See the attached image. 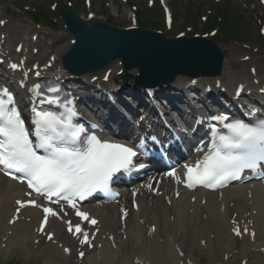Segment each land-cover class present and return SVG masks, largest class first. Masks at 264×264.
Here are the masks:
<instances>
[{"label":"snow or ice","instance_id":"obj_1","mask_svg":"<svg viewBox=\"0 0 264 264\" xmlns=\"http://www.w3.org/2000/svg\"><path fill=\"white\" fill-rule=\"evenodd\" d=\"M19 67L16 63L10 65L12 70ZM35 75L39 77L40 71H36ZM32 92L36 102L31 108V124L34 127L30 130L16 105L14 94L6 86H0V171L5 175L26 182L30 189L52 203L59 204L63 200L75 207L78 200L83 201L97 192H107L117 174L136 167L134 158L139 155L136 148L102 140L95 134L82 136L86 129L73 123V117L77 115L74 106H70L73 101L67 97L61 98L58 84L36 83ZM45 92L53 95L46 96ZM44 103H63L66 111L45 110L39 106ZM211 119L223 124L227 133L214 130L207 150L204 147L197 149L203 155L194 164L184 165L185 186L193 189L199 185L216 190L227 187L233 181H242L245 171L264 174V118L255 122L233 118L228 123H224L230 119L227 115H216ZM92 127L96 128L97 125L93 124ZM139 147H143V142ZM139 167L143 168L144 165L140 164ZM168 175L175 177V169ZM17 203L23 206V202ZM43 211L46 216L41 231L47 222V215H58L50 207H45ZM76 214L84 220L89 219L85 212L77 211ZM90 223L96 224L97 221L92 219ZM234 224L236 236L248 233L247 227L242 232L236 221ZM69 231H72L71 225ZM152 231H155L154 227ZM75 232H82L80 225L75 226ZM83 235L82 242L88 243L87 233ZM52 238L48 234V239ZM83 255L81 252L80 256Z\"/></svg>","mask_w":264,"mask_h":264},{"label":"bare ground","instance_id":"obj_2","mask_svg":"<svg viewBox=\"0 0 264 264\" xmlns=\"http://www.w3.org/2000/svg\"><path fill=\"white\" fill-rule=\"evenodd\" d=\"M70 38L68 37V39ZM57 44L58 42L53 48L55 53L65 51L64 47L56 46ZM225 66H229L227 61ZM253 69H255L254 72ZM258 69L259 66L252 62L249 69L235 73H232L233 69H230L232 71L225 70L224 73H226L225 76L234 77L233 90L236 89L238 84L247 83L249 77H251V81L260 80L259 86L262 87L264 84V72H260ZM244 74L251 75L248 78H244ZM203 81H209V79H204ZM249 84L252 85V83ZM11 193V189L5 190L0 185V240L7 237L10 231L8 242L11 240V244H13L11 249L13 250L14 247L27 248L30 245L31 238L39 239V236L35 237L34 229L36 225L30 224L26 228H19L15 225L12 228H8L3 221V217L9 214V208L13 210V200L8 196ZM251 193V198H248L249 194L246 190L229 191L224 201L220 202L225 205L224 212H221V209L219 210L216 201L209 199L204 204L205 206L196 203L194 205L187 204L169 208L167 210L168 218L164 217L162 213L159 215L143 213L142 218L145 221L152 222L149 228L156 224V230L150 233L152 234L151 236H148L147 229L142 233V226L137 223L135 228L126 231L128 234L127 240H118L117 238V242H115L116 248L110 247L107 243H102L103 247L97 250L93 259H89L87 264H172L174 260L175 262H180V258L183 260L185 258L195 259L193 255L195 250L204 252L208 264H214L217 249L224 252H233L235 259L246 260V264H264V253L261 252V249L264 248V192L260 188L254 187ZM6 197L7 203L5 202ZM145 203H148V201L141 200L140 202L144 209H146ZM231 203H233V206H231ZM152 209L148 207L149 211H153ZM191 210L193 211L191 212ZM30 212L33 215H38L33 210ZM204 215H206V218H204ZM171 216L174 217L173 221L170 220ZM233 218L236 222H239L238 224H240V221H244L251 226V230L255 234L253 241L248 236H244L242 239L231 237L230 223L228 221ZM54 229L58 238V234L63 230L59 226H55ZM64 234L60 233L61 240L65 236L71 240L69 236ZM212 235L213 237H211ZM202 239L207 242L205 248L196 244V241ZM172 243L181 248L184 257H180L177 252L174 253L171 248ZM98 244L96 242V246ZM58 245L59 243H57ZM231 246L232 249L230 248ZM48 247L53 253H56V257L59 256L57 247L52 244ZM62 249H64V244ZM61 256L68 258L63 250ZM195 264L199 263L195 262Z\"/></svg>","mask_w":264,"mask_h":264},{"label":"rangeland","instance_id":"obj_3","mask_svg":"<svg viewBox=\"0 0 264 264\" xmlns=\"http://www.w3.org/2000/svg\"><path fill=\"white\" fill-rule=\"evenodd\" d=\"M22 1L28 7L29 6H31L32 8L39 7L43 15L48 14L50 18L52 17L55 21L59 23L58 11L60 5L59 3H57V9L55 11H52V7H51V5H55V1L57 0H22ZM154 1H155V5L159 6L158 0H154ZM224 1L225 0H169V4L172 8L173 16L174 18L176 17L175 20L176 23L174 22L173 24L174 26L171 30V33L177 34L179 32H186V30L188 31V29H190L191 31L186 33L192 34L194 33L192 31L197 32L198 29H203L205 22L201 20V17L209 11L211 14L210 17H208V21L212 19L213 20L217 19L219 16L217 17L215 9H217V5L219 6L223 5ZM71 2L73 4L72 7L73 11L77 12L80 15H85L88 11H90V9L85 7L83 0H71ZM129 2H130L129 0L128 3H122L120 0H92L91 10L96 13L97 17H100L102 14H104L105 20L111 18L110 15L117 10L118 16L116 15L112 17V19L114 21L117 20L116 25L126 26L129 24V20L127 17L128 10L129 9L134 10V8H136L138 21L140 19H141L140 21H142L150 17L149 22L157 23L153 27L162 25L163 18H159L158 15L153 16L150 13L151 8L148 7L147 0H132L131 3ZM63 3L66 4V1H63ZM229 7L236 10L244 9V11L241 12L246 16L253 14L256 9L255 4L248 3L246 0H229ZM113 9H115L114 12L112 11ZM259 9L263 11L261 6H259ZM186 14H189L191 17L194 14V16L197 17L196 19L198 22L197 27H193L191 23L189 24V22H192L193 20L188 21ZM162 16L163 15L161 14L160 17ZM228 16L231 17L230 20H228L229 21L228 24H230L231 25L230 27L234 29V34L230 37V40L228 41L218 40L219 42L218 44L220 45V47L225 51V53H227L228 56L249 55L251 58L259 59L258 63L260 64L261 67H264V36L258 42L259 37L262 36L260 35L262 26H260L257 23V20L255 19L250 21H243L241 18L234 16L232 13H229ZM236 18L238 19V21ZM240 21L242 22V24L239 26ZM220 23H224V19ZM237 32H239L240 34H238ZM239 36L244 38L241 39V37ZM249 65H250L249 61L247 62L236 61L233 69L246 70L249 69L248 68ZM9 261L10 263L13 262L11 261V257H9ZM41 262L42 261H39L37 264H41Z\"/></svg>","mask_w":264,"mask_h":264},{"label":"water","instance_id":"obj_4","mask_svg":"<svg viewBox=\"0 0 264 264\" xmlns=\"http://www.w3.org/2000/svg\"><path fill=\"white\" fill-rule=\"evenodd\" d=\"M70 21L73 24L77 22V20L72 16H70ZM81 26L82 30L86 29L83 25ZM94 28L95 27L93 26L91 29L94 30ZM96 28L101 30L97 33L90 32L89 40H91L92 38V41L85 51V55L87 57H91L92 59L94 51L99 48H103L106 44L110 43L114 44V46L116 48H119L120 50L110 52L104 58L94 63L93 66H91L92 68H96L105 61H108L118 55H123L129 62L130 59L125 53L127 52L131 56L132 61L140 62L146 71H155L157 73H162L171 68L172 61L180 56L193 57L194 54L198 53L201 55H207L206 46L214 49L210 44L201 39H195L188 42L184 40L168 42L160 35L145 31L119 30V32H116L110 30L109 27L102 25H97ZM73 30L77 34V36L81 38L80 32L82 30H77V28H74ZM88 44V42L85 43L86 47L88 46ZM98 54L99 53H97V55ZM86 69L87 68L84 67L80 70L85 71ZM176 72L177 71H173L172 75H174ZM155 80L156 79H153V81Z\"/></svg>","mask_w":264,"mask_h":264}]
</instances>
